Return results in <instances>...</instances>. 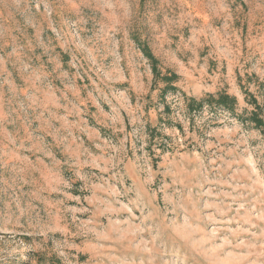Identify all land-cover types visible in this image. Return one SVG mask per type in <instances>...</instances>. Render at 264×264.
<instances>
[{"label":"rangeland","instance_id":"1","mask_svg":"<svg viewBox=\"0 0 264 264\" xmlns=\"http://www.w3.org/2000/svg\"><path fill=\"white\" fill-rule=\"evenodd\" d=\"M251 96L264 0H0V264H264Z\"/></svg>","mask_w":264,"mask_h":264},{"label":"trees","instance_id":"2","mask_svg":"<svg viewBox=\"0 0 264 264\" xmlns=\"http://www.w3.org/2000/svg\"><path fill=\"white\" fill-rule=\"evenodd\" d=\"M140 47L142 48V51L144 52V54L146 55V57H148L151 61V65H152V70L154 71L156 76H159L160 71L158 69V60L157 58L153 55V53L151 52L150 48L147 45H141L140 43ZM176 77V75H172V76H166L165 79L167 81H170L172 79H174ZM192 104H191V109L195 108V106L197 107H201L203 105V103H197V105H195V100H191ZM208 102L209 103H216L217 105L223 106L228 110H235L236 104H237V98L235 96H232L226 92H222L218 95V97H215L213 95L208 97ZM249 102H251L252 104H254L256 106V109L252 110L250 112V115L248 117V120L250 122H254L256 126H258L259 128H261L264 125V120L261 118V107L258 104V101L256 100V98L254 96H251V100H249Z\"/></svg>","mask_w":264,"mask_h":264}]
</instances>
